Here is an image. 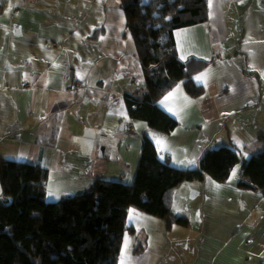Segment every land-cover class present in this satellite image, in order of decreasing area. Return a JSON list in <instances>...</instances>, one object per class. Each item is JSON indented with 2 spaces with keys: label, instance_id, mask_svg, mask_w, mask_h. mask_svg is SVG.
Instances as JSON below:
<instances>
[{
  "label": "crops",
  "instance_id": "obj_1",
  "mask_svg": "<svg viewBox=\"0 0 264 264\" xmlns=\"http://www.w3.org/2000/svg\"><path fill=\"white\" fill-rule=\"evenodd\" d=\"M125 33L120 0H0V158L45 167L57 201L98 178L134 183L145 134L184 169L233 146L241 160L226 182L175 189L186 225L129 209L118 264H264V193L238 187L264 150V0H209L207 21L175 30L178 56L208 65L192 75L203 95L181 81L157 101L177 121L167 134L128 112L144 72Z\"/></svg>",
  "mask_w": 264,
  "mask_h": 264
},
{
  "label": "trees",
  "instance_id": "obj_2",
  "mask_svg": "<svg viewBox=\"0 0 264 264\" xmlns=\"http://www.w3.org/2000/svg\"><path fill=\"white\" fill-rule=\"evenodd\" d=\"M126 33L144 77L126 94L129 114L167 134L177 121L157 101L179 82L192 97L205 88L192 79L205 59L178 56L175 30L208 20L209 0H120ZM264 139V137H263ZM241 158L233 146L207 149L196 169L163 159L154 139L144 135L134 183L95 179L82 192L47 199L48 170L39 163L0 158V264H118L123 236L134 207L166 222L186 225L172 208L181 184L211 177L226 182ZM238 187L264 193V150L242 166Z\"/></svg>",
  "mask_w": 264,
  "mask_h": 264
},
{
  "label": "water",
  "instance_id": "obj_3",
  "mask_svg": "<svg viewBox=\"0 0 264 264\" xmlns=\"http://www.w3.org/2000/svg\"><path fill=\"white\" fill-rule=\"evenodd\" d=\"M104 146H100V155H103L104 154Z\"/></svg>",
  "mask_w": 264,
  "mask_h": 264
},
{
  "label": "built area",
  "instance_id": "obj_4",
  "mask_svg": "<svg viewBox=\"0 0 264 264\" xmlns=\"http://www.w3.org/2000/svg\"><path fill=\"white\" fill-rule=\"evenodd\" d=\"M127 129L128 130H132V126H127Z\"/></svg>",
  "mask_w": 264,
  "mask_h": 264
},
{
  "label": "snow or ice",
  "instance_id": "obj_5",
  "mask_svg": "<svg viewBox=\"0 0 264 264\" xmlns=\"http://www.w3.org/2000/svg\"><path fill=\"white\" fill-rule=\"evenodd\" d=\"M197 79H200L199 77ZM170 97H166L165 99L168 100ZM122 264H123V261H122Z\"/></svg>",
  "mask_w": 264,
  "mask_h": 264
},
{
  "label": "rangeland",
  "instance_id": "obj_6",
  "mask_svg": "<svg viewBox=\"0 0 264 264\" xmlns=\"http://www.w3.org/2000/svg\"><path fill=\"white\" fill-rule=\"evenodd\" d=\"M159 134H161V133H159ZM100 154V153H99Z\"/></svg>",
  "mask_w": 264,
  "mask_h": 264
}]
</instances>
